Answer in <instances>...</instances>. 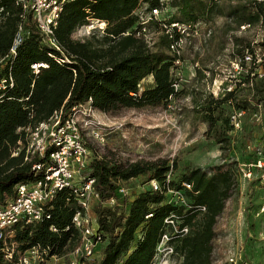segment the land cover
Masks as SVG:
<instances>
[{
  "label": "trees",
  "instance_id": "1",
  "mask_svg": "<svg viewBox=\"0 0 264 264\" xmlns=\"http://www.w3.org/2000/svg\"><path fill=\"white\" fill-rule=\"evenodd\" d=\"M233 1L167 0L163 5L174 9V13L148 24L156 33L154 42L148 44L134 33L125 32L137 23L136 8L145 3L149 9L157 8L159 0H69L57 20L54 42L37 29L30 12L20 18L21 10L14 0H0V203L15 197L17 184L41 177L50 162V146L41 156L24 158V127L46 120L55 110L67 111L88 100L97 110L115 114L124 108L165 107L171 96H177L180 89L175 92L172 86L171 38L159 23L169 27L174 22L205 24L220 16L236 27L260 25V41L246 44L238 56L247 49L252 51L254 46L264 50V0ZM89 18L106 22L101 36H94V32L74 39L73 31ZM33 64L39 65L35 69ZM147 77L151 82L143 85ZM253 90V100L240 99L236 107L251 110L254 103H262L264 75L253 81ZM196 104L208 129L221 121L215 140L234 145L225 134L230 111L226 97L209 93ZM224 109L227 117L221 118ZM245 145L247 157L243 162L251 163L256 154L246 151ZM14 151L17 153L13 155ZM34 163H40L41 168H33ZM174 167L173 161L163 157L123 163L89 152L80 176L93 179V188L99 195L92 211L101 241L98 258L88 264H152L164 233L169 235L171 254L181 258L179 264H211L214 225L231 195L233 168L230 164L215 165L209 171L191 167L177 179L169 177L168 188L180 190L186 197V204H177L167 201L170 194L165 185ZM260 171L264 175V167ZM140 176L146 178L145 182L155 179L160 190L144 188L130 197L120 196L118 187ZM112 197L115 204L106 205ZM201 206L205 210H200ZM78 209V198L70 187L57 191L44 205L39 220H21L11 226V235L0 238V264H20V255L32 247L46 258L66 257L80 238V231L72 224ZM169 217L178 229L186 227L187 231L174 233L173 226L165 222Z\"/></svg>",
  "mask_w": 264,
  "mask_h": 264
},
{
  "label": "rangeland",
  "instance_id": "2",
  "mask_svg": "<svg viewBox=\"0 0 264 264\" xmlns=\"http://www.w3.org/2000/svg\"><path fill=\"white\" fill-rule=\"evenodd\" d=\"M144 5L147 6L146 3ZM173 13L174 9L167 6L160 16L167 19ZM241 26L236 27L234 22L218 16L208 23L200 24L198 34L187 37L181 55L185 81L172 102V109L167 110L164 106L124 108L115 114L107 113L111 127L106 131L102 143L95 141L88 129H82L91 154L96 152L123 163L163 157L175 163L170 175L175 179L191 167L209 171L215 165L232 166V191L214 225L211 264H264V180L260 170H253L250 176L244 175L247 169L246 162H243L244 157H247L243 150L244 143L251 142L264 148V100L261 122H255L247 114L242 130L235 135L230 132L227 122L225 134L234 141V145L215 140L221 121L216 123L215 128L208 129V123L201 119L196 104L209 94L203 81L204 72L210 75L221 74L222 71L234 73L232 62L241 49L248 43L260 41L262 26ZM207 30H210L208 36ZM79 34L80 31L74 30L72 37H88ZM94 36L99 37L101 34L95 32ZM146 83L143 81L142 84ZM253 92V87L243 86L237 96L253 100ZM224 117H227L226 109L221 112V118ZM115 124L121 125L114 127ZM145 179L144 176L130 179L125 182V186L131 194H135L147 188ZM168 200L177 204L181 202L174 195H168ZM69 252L66 257L49 258L45 264H68ZM98 255L97 252L94 260ZM180 260L174 254L167 258L157 256L155 264H179Z\"/></svg>",
  "mask_w": 264,
  "mask_h": 264
},
{
  "label": "built area",
  "instance_id": "3",
  "mask_svg": "<svg viewBox=\"0 0 264 264\" xmlns=\"http://www.w3.org/2000/svg\"><path fill=\"white\" fill-rule=\"evenodd\" d=\"M69 0H14V3L20 7L19 17L23 18L25 13L30 12L37 29L47 36L52 42L54 29L57 25L62 7ZM160 6L157 8H148L146 5L139 6L134 13L137 16V23L132 30H128L125 34L134 33L141 37L148 44H152L155 39V32L150 30L148 24L151 21L158 20L161 12L165 10L163 5L166 0H159ZM1 10V9H0ZM163 26L165 33L171 38L169 43V52L174 56L173 67V83L174 91H178L185 81V73L183 59L181 57L187 37L198 34L201 23L183 24L174 22L170 27L159 23ZM249 24L241 27H248ZM106 22L103 20L89 18L88 22L78 26L75 30L80 31L79 36H90L94 32L103 33ZM21 26H19V31ZM175 31V32H174ZM20 33V32H19ZM19 33L17 36H19ZM207 36L210 30L206 32ZM264 50L260 46H254L252 51L245 50L240 56L234 58L232 65L234 73L221 74L215 73L210 75L204 72L203 81L206 82V89L214 97H226V102L230 105L228 113V122L230 124V132L235 135L242 130L245 116L249 113L255 122L262 120V103H254L252 109L236 107L235 103L240 100L237 96L239 90L243 86L253 87V81L264 75ZM39 64H33L35 69ZM197 65V64H195ZM194 75V73H191ZM174 97H170L169 103L165 106L172 109ZM111 122L106 112L94 108L90 100L86 103L74 105L69 110H55L46 120L35 125L24 127L26 132L25 139V159L31 155L41 156L45 153L47 147L53 149L49 152L47 167L44 169L43 175L32 182L19 183L15 187V197L7 200L4 204L0 203V238H6L7 234L11 235V226L24 220L25 223L37 221L44 213V205L50 201L57 191L70 187L77 196L80 209L74 212L72 216V224L80 231L78 243L70 251L68 264H88L94 261L95 254L98 252L100 244V235L96 232L97 224L95 215L92 211V204L99 200L98 193L93 188L94 180L80 176V171L86 165L89 150L85 145L82 129L89 130L91 137L102 143L106 136V131L111 127ZM121 125V124H120ZM115 124L114 127L120 126ZM234 142V141H232ZM246 151H254L256 158L251 163H246L247 171L244 175L250 176L253 170H261L264 167V156L262 148L251 142L245 145ZM14 151L12 154H16ZM33 168L40 169V163H34ZM170 172L165 179L167 186L166 192L174 195L185 202L184 195L180 190L168 188ZM264 180V175L261 176ZM147 188L152 190H160V185L155 179L145 182ZM186 188L190 185L183 183ZM118 193L120 196L130 197L131 193L126 186H119ZM115 198H109L105 204H115ZM200 210H205L201 206ZM165 222L173 226L174 233H185L186 227L178 229L173 220L165 219ZM169 235L162 234L156 246L157 256L167 258L172 253V249L168 246L167 241ZM50 258H58L51 256ZM49 258L39 251L37 247L26 250L19 257L20 264H45ZM155 264V261L152 263Z\"/></svg>",
  "mask_w": 264,
  "mask_h": 264
},
{
  "label": "crops",
  "instance_id": "4",
  "mask_svg": "<svg viewBox=\"0 0 264 264\" xmlns=\"http://www.w3.org/2000/svg\"><path fill=\"white\" fill-rule=\"evenodd\" d=\"M145 81H147V82H151V77H147V78L145 79Z\"/></svg>",
  "mask_w": 264,
  "mask_h": 264
}]
</instances>
